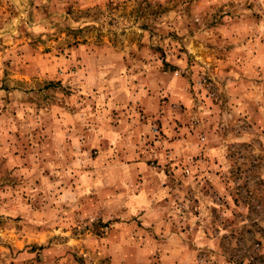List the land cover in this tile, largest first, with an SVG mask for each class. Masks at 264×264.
I'll return each instance as SVG.
<instances>
[{
  "label": "rangeland",
  "instance_id": "obj_1",
  "mask_svg": "<svg viewBox=\"0 0 264 264\" xmlns=\"http://www.w3.org/2000/svg\"><path fill=\"white\" fill-rule=\"evenodd\" d=\"M142 214L177 264H264V0H0V264H108Z\"/></svg>",
  "mask_w": 264,
  "mask_h": 264
},
{
  "label": "crops",
  "instance_id": "obj_2",
  "mask_svg": "<svg viewBox=\"0 0 264 264\" xmlns=\"http://www.w3.org/2000/svg\"><path fill=\"white\" fill-rule=\"evenodd\" d=\"M109 183L117 186L116 183ZM143 185H145L143 189L129 190L123 196L135 214H140L143 209L154 205L155 201L161 200L160 197L163 195V184L159 185L152 179ZM157 193L160 194L157 195ZM142 215L137 216V220L115 222L105 237L89 236L85 243L92 247L101 246L109 258L108 264H177V261L179 263L181 256L184 255L183 248L178 245L173 247L163 240V224H161L163 219L153 220L152 216L148 217V214L143 217ZM37 235L39 236L35 238V242L40 243L42 238L51 237L54 232L50 229H43L42 233H37ZM64 245L55 243L45 251L46 264H50L49 261L56 264H69L68 259H60L57 254L58 248H66ZM71 264L74 263L71 262Z\"/></svg>",
  "mask_w": 264,
  "mask_h": 264
}]
</instances>
